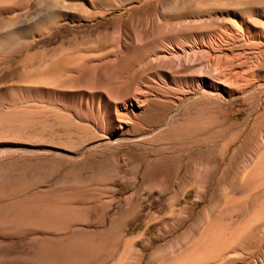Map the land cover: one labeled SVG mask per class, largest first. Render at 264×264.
<instances>
[{"label":"rangeland","instance_id":"rangeland-1","mask_svg":"<svg viewBox=\"0 0 264 264\" xmlns=\"http://www.w3.org/2000/svg\"><path fill=\"white\" fill-rule=\"evenodd\" d=\"M0 264H264V0H0Z\"/></svg>","mask_w":264,"mask_h":264},{"label":"bare ground","instance_id":"bare-ground-1","mask_svg":"<svg viewBox=\"0 0 264 264\" xmlns=\"http://www.w3.org/2000/svg\"><path fill=\"white\" fill-rule=\"evenodd\" d=\"M151 40L152 39H150V41ZM145 41L146 40H144L140 35L135 36L134 39H132L130 42H126L125 40L122 39V36H119L116 42V49L118 53L117 61H119V63H122V64L125 63L128 57L130 56V53L136 50V49L134 50L136 45H139V44L141 45L142 43L144 44ZM212 41H213V38L209 37L208 44L212 43ZM147 42H149V40ZM146 44L147 43H145L144 45ZM133 45H135V47ZM141 47H143V45H141ZM103 78L105 77L103 76ZM215 78H217V76ZM196 81L198 84L212 83V80H209L202 73L200 74V76L197 77ZM227 81H229L228 76H226L225 74L219 75L217 78V84H216L217 88L223 89L227 92L228 91L231 92V90H229V83ZM134 87L135 88H133L134 90L132 91L129 97L123 98L119 102V104L115 105L114 103L115 105L114 111L112 110V112L110 113L112 120L117 124V127L120 130L123 129L124 125L127 124L126 118H128L129 115L134 116L135 113L141 111L147 103L148 87L141 82L137 83V85Z\"/></svg>","mask_w":264,"mask_h":264}]
</instances>
